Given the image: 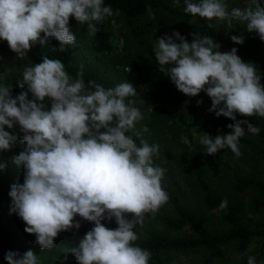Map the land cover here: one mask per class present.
<instances>
[{
  "label": "clouds",
  "instance_id": "obj_1",
  "mask_svg": "<svg viewBox=\"0 0 264 264\" xmlns=\"http://www.w3.org/2000/svg\"><path fill=\"white\" fill-rule=\"evenodd\" d=\"M178 3L174 0V6ZM184 3L186 14L229 24L238 21L264 41L260 0H249L244 8L230 11L224 0ZM112 14L103 0H0V40L19 58L37 43L47 44L49 38L59 41V50L64 52L76 43L70 17L81 24L89 22L88 33L95 35L99 29L90 21H102ZM191 35V43L179 32L156 39L159 70L186 96L205 92L212 102L209 111L234 121L227 125L228 134L203 133L199 142L205 153L215 155L227 147L239 157L238 144L245 131L259 134L260 129L248 119L238 120L237 114L264 117L261 75L252 62L237 55L236 48L222 53L212 37ZM230 38L236 44L244 42L242 35ZM82 77V70L70 77L60 59L45 55L41 63L24 67L22 80L17 82L21 89L27 85V91L13 98L12 87L0 85V151L10 150L20 138L5 131V126L19 125L26 145L12 158L25 171L23 183L10 186V210L23 220L25 233L34 234L42 250L54 247L59 233L79 229L76 216L91 222L94 227L77 246L66 249L77 264H148L151 253L134 246L138 240L134 229L143 224L146 213H155L169 198L162 187L166 169L153 162L159 145H150L134 131L143 116L133 100L126 102L136 95L132 84L105 89L95 81L86 86ZM46 98L50 110L42 103ZM130 131L140 138V146L133 135H126ZM181 139L189 143L187 137ZM226 206L225 199L220 208ZM113 218L115 229L102 223ZM4 259L7 264H38L31 250L22 256L8 251ZM247 264H256L255 257L250 256Z\"/></svg>",
  "mask_w": 264,
  "mask_h": 264
},
{
  "label": "trees",
  "instance_id": "obj_2",
  "mask_svg": "<svg viewBox=\"0 0 264 264\" xmlns=\"http://www.w3.org/2000/svg\"><path fill=\"white\" fill-rule=\"evenodd\" d=\"M260 2L264 6V0ZM103 5H110L113 14L106 16L102 21H90L99 29L95 35L88 33L87 23L89 22L81 24L71 17L69 20L71 32L75 33L78 29L85 32L87 55L91 58V63L97 65L96 67H86L85 60L81 57L76 44L66 46V51L61 52L59 41L55 38H49L48 43L43 46L37 43L27 51L23 58H19L11 51L6 41L0 40V85L12 87L13 98L22 91H27L19 87L16 73L11 72V69L8 70L7 65L1 59L18 60L19 67L32 66L41 63L42 57L47 55L50 59H60L65 66V71L72 78H75L77 72L82 70V78L86 86L89 81H95L105 89L116 86V84L109 83L110 78H107V83L103 82L102 79L105 76L102 69L106 75L110 69L118 78L139 81L134 88L143 102L140 107L142 116L144 117L143 114L150 110L148 113L151 118L150 126L161 118L176 122L182 121L186 125L182 114L191 120V124L201 126L205 133L213 137L230 133L231 129L227 125L234 121L223 116L217 117L215 112H210L212 102L205 92L202 91L195 97L186 96L180 91H178V97L170 94L164 95L162 89L177 90L172 81L165 83L156 91L153 88V84L157 83L153 78L161 72L154 54L156 38L152 34V25L157 18L156 13L165 12L185 23L193 21L199 34L210 36L217 42L221 41L223 36L211 22L206 18L186 14L183 11L184 7L174 6L168 0H103ZM113 21L126 28L128 35L126 37L123 35V47L120 54H116L109 60L106 56L113 52L115 40L108 26ZM209 24L212 27H209ZM262 64L264 66V61ZM81 66H83L82 69ZM117 66L127 69L128 72L119 71ZM123 82L126 81L123 80ZM261 83L264 84V80H261ZM145 86L152 89L146 91ZM29 99H32L31 93H29ZM137 99L131 96L126 98V102L133 100V106H135ZM198 101L203 103L198 104ZM205 103L208 104L207 108L204 107ZM237 119H248L260 131L259 134H252L246 130V126L242 125L246 131L238 145L250 152L243 154V161L231 162L235 168L220 161L221 170H217L215 175V170L212 172V166L202 160L201 154L187 158L193 171L192 183L190 184L189 179L186 185L191 187L189 189L193 192L190 201L182 198L179 185H174L175 182L171 179L164 184L163 178L162 187L169 196L165 203L166 212H149L145 216L150 220L158 221L168 232L175 233L176 236L163 234L155 229L146 230L142 237L136 233L138 240L133 244L151 253L148 264H171L173 255L190 251H204L207 254L205 264H210L213 260L223 257L225 247L232 244L237 252L244 253L255 239L258 241V247L255 256H251L255 257L256 264H264V222L250 224L244 221L245 202L240 197L243 193L254 192L256 196L250 199V208L255 214L264 215V179L242 166L246 164L245 162L251 165L254 155L264 160V117L257 114L250 117L237 114ZM188 125L190 124L186 126ZM134 131L139 132L140 138L144 139L140 131L136 128ZM126 135H133V132L130 131ZM140 138L133 135L137 146H140ZM23 150L22 144L16 142L10 150L0 151L2 155L0 164L3 165V159L6 158L5 166L0 168V207L5 209L0 214V264H7L4 257L8 251L18 252L22 256L28 250L33 251L37 256L38 264H77L74 255L66 249L77 246L78 240L86 234L85 229L73 228L71 233L67 232L64 240L58 239L60 242L54 247L40 250L35 245V236L25 233L26 224L23 220L10 210L12 205L9 196L10 186L14 183L22 184L25 171L23 166H17L12 158ZM183 173L185 172L177 167L170 177L174 180L175 176L181 177ZM225 199L227 206L221 209V202ZM207 213H212L216 217L220 228L208 227ZM249 257L245 258L244 264H247Z\"/></svg>",
  "mask_w": 264,
  "mask_h": 264
},
{
  "label": "rangeland",
  "instance_id": "obj_3",
  "mask_svg": "<svg viewBox=\"0 0 264 264\" xmlns=\"http://www.w3.org/2000/svg\"><path fill=\"white\" fill-rule=\"evenodd\" d=\"M168 2L174 4V0H168ZM248 2L249 0H224V3L227 5L229 11L234 7L244 8L245 6H247ZM175 5L185 7L184 0H179V3ZM155 16L157 18H156V22L152 25L153 26L152 34L156 39L160 38L165 34L171 35L173 32H179L181 36H184L189 41V43H191L193 39L191 33L194 32L199 33L193 21L189 23H185L181 21L179 18L170 16L169 14L161 11L159 13H156ZM210 22L223 36V39L221 41L218 42L215 41L216 43L221 45L219 51L222 53L229 52L232 48H236L238 50L237 55L246 63L252 62L256 66L258 74L261 75V80H264V66L262 64V62L264 61V41H261L256 33L247 32L246 25L238 21L233 20L231 24H229L228 21H221L214 18ZM108 29L113 32V36L115 40L113 52L106 56L107 59L111 60L113 57H115L116 54H120V51L123 47V40H124L123 35L124 37H126V35H128V30L115 21L111 22V24L108 26ZM71 33L74 34L76 37L75 44L78 45V51L81 57L83 58V60H85L86 67H92V68L96 67L97 65L92 64L91 58L87 55L85 32L78 29L75 33L73 32ZM240 35L244 37L243 44H236L230 38L231 36H240ZM1 60L7 65L8 70L11 69V72L16 73L15 75L17 81H21L22 80L21 73L23 72V69L26 66L22 65L19 67L18 60L16 61L13 60L11 61L7 59H1ZM120 67L118 69L119 71L124 70L125 72H128L127 69H122V67L121 68ZM102 73L105 76V78L102 79L104 83H107L108 81L107 78L111 79L109 83L116 85L122 83L123 80L132 84L133 87H135V85L139 83V81H133L132 79L129 78H125V79L118 78L115 76V74L112 73V70L110 69H108L107 75L104 74L103 69H102ZM99 77H101V75H99ZM153 79L156 80L157 82L153 84V88L155 89V91L156 89L163 87L165 83L171 81L170 77L166 75L164 72H160ZM23 89L27 90V85H25ZM151 89L152 88H148L145 86L146 91H149ZM162 91L164 95L170 94L172 96L178 97V90H175L174 88H167L164 90L162 89ZM132 98L133 99L138 98L135 103V107H137L140 110V107L143 104L142 99L138 94L132 96ZM42 103H44L46 108L50 110L51 108L50 100L46 98L45 101H43ZM207 106L208 104L205 103L204 107L207 108ZM149 111L143 114L144 117L142 120L135 123V128L136 130L142 133L144 140H146L150 145L153 144L159 145L158 154L153 156L154 166H159L163 169H166V173L164 176V184L171 179L172 182H175L174 185H179V189L181 192L180 195L182 196V198L186 199L187 201L192 200L191 197L193 194V192L189 189L191 187L186 186L189 179H190V184L192 183L193 180L192 177L193 171L191 169V165L189 164V160L187 158L197 157V155L201 154L202 160L205 161L207 165L210 164V166H212V172L215 170V175H216L217 170L219 169L221 170L220 161H224L228 165H231V162L237 163L238 160L243 161L244 160L243 154L244 153L249 154L250 152V150H246V148L243 147L241 148L240 145H238L240 151L239 157H237L231 151V149L227 147L222 150H219L215 155H208L205 153L206 152L205 146L201 145L199 142L203 133H205L202 130L201 126L191 124V120H188V118L182 114L181 116L185 117V122L190 125L186 126L187 124L185 125L184 122L182 121L176 122L174 120L173 121L165 120L164 118H161L158 121H156L153 124V126H150L149 122L151 118L148 116ZM145 128L147 129V131H144ZM5 131H9L10 133L17 134L20 137L17 140V142H20V144H22L24 148L26 147L25 143L22 140L23 133L20 132L19 125H14L12 129H8L7 126H5ZM182 136L187 137L189 141L188 144L184 143V141L181 139ZM0 157H2V155ZM3 160L5 164L6 158H4ZM245 163L246 164L242 165L243 168L247 169L248 171H251L255 175L258 174L259 178L264 179V160L258 158L257 155H254L251 161V165H249V163L247 164V162ZM177 167L181 168V170H183L185 173H183L181 177L175 176L174 177L175 181H174L170 176L171 174H174V171L176 170ZM230 167L235 168L234 165H231ZM254 196H256L254 192H246L240 196L241 199L245 202V211H244L243 219L246 223H250V224H253L255 222H264V215L255 214L254 212H252L250 208L249 205L250 199ZM165 206L166 204L164 203L159 207L158 211L166 212ZM2 211H5V209L0 207V214L2 213ZM75 220L80 222L81 224L80 228L85 229L86 232L91 230L92 227H94V225L91 222L85 221L79 216H76ZM206 220H207L206 222H208V227L220 228L217 222L218 220H216V217H214L212 213L206 214ZM102 223H104L105 226L110 229H115L117 227L114 218L111 221L104 220L102 221ZM149 229H155L160 233L176 236L175 233L168 232L164 228V226L160 224L158 221L150 220L146 216L144 217L143 224L137 225L135 227L136 233H138V235L141 237L144 235L145 231ZM67 232L71 233L72 229L69 231L59 233L57 238H55L54 240V246L58 242H60V240L58 239L64 240L66 238ZM185 233L186 232L184 231V234ZM184 234H180V235L184 236ZM32 236L35 235L32 234ZM35 245L37 248H40L37 244ZM257 247H258V241L255 239L250 243L248 249L244 253H239L236 251L235 246L231 244L224 248L223 257L221 259H215L210 264H244V260L246 257L251 255L255 256ZM40 250L42 249L40 248ZM206 256L207 254H205L204 251H190V252L175 254L172 257L171 264H205Z\"/></svg>",
  "mask_w": 264,
  "mask_h": 264
}]
</instances>
